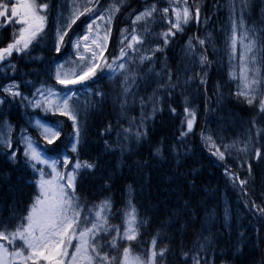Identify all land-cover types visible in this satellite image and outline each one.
I'll list each match as a JSON object with an SVG mask.
<instances>
[{
	"label": "snow or ice",
	"instance_id": "snow-or-ice-1",
	"mask_svg": "<svg viewBox=\"0 0 264 264\" xmlns=\"http://www.w3.org/2000/svg\"><path fill=\"white\" fill-rule=\"evenodd\" d=\"M161 2H146L142 10L136 11L130 8L128 0H64L63 4H54L52 0H0V29L10 31V36L5 37L0 46V71L9 80L0 84V159L13 171L29 175L33 188L27 201L22 197L13 199L6 205L9 215L0 216V264H168L173 252L164 242L167 233L173 228L180 231L192 227L183 217L193 213L186 207L175 206L174 211L169 210L167 219L159 222L150 242L141 250L142 231L152 227V221L147 216L141 217L129 194V200L120 212L121 223H112L114 206L107 195L112 191L111 176L99 177L101 192L94 200L82 195L85 184L90 179H97L96 172L100 168L99 160L83 159L81 152L87 117L108 98L102 89L93 88L104 76L115 79L118 88L115 102L125 115L137 102L141 84L157 85L150 96L139 97V122L128 117L129 127L123 128L122 136L117 133L121 151L125 148L123 141L139 143L148 138L146 121L164 111L165 96L170 98L177 88L181 89L185 100L183 123L187 130H181V142L193 131L197 116L188 104L185 90L198 79L199 85L205 86L204 91H207V71L212 64L208 47L212 39L211 36L189 37L182 49L185 62L180 71L174 72L167 63L166 50L189 24L199 26L210 17L202 21V10L196 0L191 3L190 0H166L164 6L158 7ZM227 7L231 28L224 39L223 50L230 66L233 61L237 62L238 72H229L230 79L236 81L233 95L253 110L249 124L256 129V134L255 137L248 136L244 147H238L237 141L217 146L211 135L202 134V139L211 155L225 162L224 174L233 187H238L243 207L253 210L264 224V200L260 204L252 199L245 200L250 196L249 181L241 178L226 162V157L232 156L241 168L247 164L245 171L252 176L250 159L244 158L249 152V144H253L251 158L264 160V152L254 146V141L264 139V126H258L259 121L264 120V21L261 25L249 26L247 12L254 7L253 0H241L238 18L234 0H229ZM53 12L56 19L52 51L59 56L62 48L70 45L74 57L63 63L50 61L48 69L42 73L45 79L38 82L19 81L15 75L8 77V72H17V66L12 62L14 54L20 59H42L32 57L31 53L48 36L46 29ZM124 15L129 19V27L119 29V40L114 45L118 51L106 56L113 25L118 16ZM158 22L167 27L157 32L152 26ZM74 26L83 27V32L77 34ZM157 53L165 55L163 62ZM25 87H28L27 94L22 90ZM216 91L220 93L219 85ZM14 104L25 110L27 126L17 128L6 117L3 110ZM149 107L150 112L146 111ZM168 107L176 113L170 103ZM40 113L44 117L51 115L63 119L48 121ZM66 124L70 128L67 135ZM111 130L112 125L108 123L101 135ZM17 134L19 139H16ZM104 143L106 149L109 148L108 141ZM170 151L179 156L178 148L173 147ZM153 155L162 157L163 147H155ZM192 186L195 187L194 180ZM128 187L131 189V185ZM21 204L24 205L22 208ZM209 220H212L211 214ZM228 220L226 211V225ZM198 235L200 238L192 248L187 251L180 248V264H189V261L191 264H209L207 253L218 247L215 235L203 225ZM244 236L241 231L240 243L232 246L237 264L246 246ZM260 244H264V240L257 247ZM222 264H228V261H222Z\"/></svg>",
	"mask_w": 264,
	"mask_h": 264
},
{
	"label": "trees",
	"instance_id": "trees-1",
	"mask_svg": "<svg viewBox=\"0 0 264 264\" xmlns=\"http://www.w3.org/2000/svg\"><path fill=\"white\" fill-rule=\"evenodd\" d=\"M150 1L154 0H147V2ZM210 2L211 0H208L203 5L201 4V10L204 5L207 6ZM142 4L140 0L129 2L130 8L136 11L143 6ZM253 4L254 7L249 10V19H254L258 1L253 0ZM207 14L210 19L206 28L202 32L199 30L191 31L194 37L205 38L211 36L212 39V44L208 47V55L212 64L207 71V91H204L205 86L199 85L198 79L189 84L185 90V95L188 96V104L196 111L197 116L193 131L183 138L182 143L180 132L182 129L187 130L186 124L183 123L185 120L183 112L185 100L184 95L181 94V89L177 88L170 98L165 96L164 111L156 113L155 119L146 121L149 132L148 138L139 143L123 141L125 148L121 151V147L117 143V133H120L119 129L129 127V120L126 119L117 126L115 125L116 113L112 105V99L103 79H100L103 85L102 90L108 98L100 108L89 113L86 121V132L82 138L81 152L83 159L99 160L100 168L96 172L97 179H90L85 184V191L82 195L87 196L89 200H94L95 197L100 196L101 192L99 177L111 176L112 191L107 195L110 196L114 206L112 223L120 224L119 216L123 205L124 189L131 185L133 204L136 205L137 211L141 217L147 216L152 221V227L142 231L141 250L150 242L159 222L162 219H167L170 209L174 211L175 206L186 207V210L193 213V215L185 216L183 220L190 222L192 227L180 231L173 228L171 232L167 233L164 242L170 245L173 252L168 258V264H180L182 259L180 248L182 247L187 251L193 247L195 241L200 238L198 233L201 225L215 235L216 244L218 245L215 251L207 253L209 264H213V262L214 264H222V261L225 260L228 261V264H237L232 253V246L240 243L239 233L241 231L245 233L243 240L246 246L243 247L238 264H262V261H264V244H260L259 247H257V244L264 240V224L253 214V210L243 207L244 201L241 199L242 194L238 187H233L229 177L224 174L225 162H221L215 156H212L206 142L202 139V134L206 136L214 133L215 129L218 130L221 127L222 122L225 129V120L228 119L234 120V122L240 121L242 124L245 123L240 129L235 130L245 132L246 128L244 126L249 123L253 116V110L233 95V86L228 82L219 65L222 42L221 11H218L215 17L212 16L210 11H207ZM120 18L118 16L117 21ZM114 28H116V25ZM162 30L160 29V31ZM190 30H193V28H190ZM113 33H116V31H113ZM186 34L187 30L182 35H178L175 42L171 43L166 50L167 63L174 72L180 71L183 67V60L177 53V47ZM7 36H10V31L0 34V46L3 45ZM37 46L32 51L31 56L42 59H30L28 57L20 59L14 54L13 60L16 63L17 72L12 73V76L15 75L17 80L37 82L39 78L44 76L42 73L47 70L44 58L48 53ZM110 47L111 49L114 47V36L110 40ZM108 53L110 54L109 51ZM160 56V61L163 62L165 55L160 54ZM63 58L64 56L60 59ZM159 70L160 65L158 64L157 71ZM197 71H199L198 68ZM38 73L41 74L38 75ZM218 85L220 93L216 91ZM156 86V83L143 84L138 91L137 102L131 106L136 110V113L129 116L135 118L137 123L141 117L139 97L147 98ZM28 87L22 90L27 92ZM169 103L176 108L175 114L169 110ZM146 111L150 112V107ZM18 123L19 121L16 122L15 126H18ZM108 123H111L112 130L102 136L101 132ZM258 126H264V120H260ZM226 130L233 129L227 128L225 132ZM253 130L255 137L256 129L253 128ZM134 131L135 128H133ZM122 134L121 131V136ZM222 136L226 137L224 133H222ZM105 140L109 144L107 149L104 143ZM224 141L226 144L230 142L227 138ZM255 142L256 147L261 148L264 152V139ZM158 146L163 147L162 157L153 155L155 147ZM173 147L178 148L179 156L176 152L170 151ZM67 154L72 155L71 152ZM251 164L252 176H248L245 171L247 165L241 168L240 165L233 164V167L241 178H247L249 181L247 190L250 192V196L244 199H252L260 204L264 200V160L257 161L255 159ZM30 180L29 175L22 174L19 170L13 171L5 164L4 160L0 159V216L6 217L9 215L6 205L11 204L13 199L22 197L23 201L28 200L33 191L29 183ZM193 180L195 181V187L192 186ZM223 193L226 194L233 212V221L228 233L223 228L220 217V197ZM23 206V204L20 205L21 208ZM244 213L248 222L245 227H249L250 230L243 228L240 231L239 227L245 224L243 220ZM210 214L212 220H209ZM135 243L133 242V244Z\"/></svg>",
	"mask_w": 264,
	"mask_h": 264
},
{
	"label": "rangeland",
	"instance_id": "rangeland-1",
	"mask_svg": "<svg viewBox=\"0 0 264 264\" xmlns=\"http://www.w3.org/2000/svg\"><path fill=\"white\" fill-rule=\"evenodd\" d=\"M223 1H224L223 2L224 9L222 10L223 23L220 24V25H221V30L224 29V32L222 33V46H221V50H220V54H219V65L221 66L223 72L225 73L226 78L228 79V82L232 84V86H233V92H235L236 91V81H233V80L230 79L229 72L230 71H236V72H238V68L236 67V63L237 62L236 61H233L232 62V65L230 66L229 58H228L227 55H225L224 50H223L224 39H225L226 35L230 32V28H231V24H230V20H229V10H228V7H227V5L229 3V0H223ZM52 2L54 4H63L64 3V0H52ZM234 2H235V5H236V17L238 18L239 15H240V10H241V0H234ZM164 4H166V0H163L162 6H164ZM262 5H264V1H263V4ZM162 6H158V7H162ZM263 17H264V9H263ZM55 19H56V13L53 12L52 15L50 16V19H49L48 28L46 29V31L48 32V36H46L45 39H44V41L42 43H40L41 45L48 44L49 41L55 39V26H54ZM201 19H202V21L204 20V16L203 15H201ZM121 20L124 21V27L123 28L129 27V19H128L127 15H124V17H121ZM157 24H160V23L158 22ZM157 24L153 25L152 27L155 28V30L157 32H159L160 30H159ZM193 24H195V23H193ZM161 25L163 27H167L166 24H161ZM189 26H190V24L187 27H189ZM199 26L201 28H203L205 26V23H202ZM249 26H251V25L249 24ZM83 30H84L83 27H81L79 33L83 32ZM119 36H120V34H119ZM187 42H184L180 46V48H179L180 49L179 50L180 55H182L184 62H185V58H184V53L182 52V49L186 46ZM73 57H74V53H73V50H72V48L70 46V55L69 56L66 55L65 60H70ZM159 57H161V56L159 55ZM65 60H63V61H61L59 63H63ZM180 64H181V62H180ZM183 78L184 77L181 76V80H183ZM104 79L106 80L107 85H108V93H109L110 97L112 98V105H113L114 110H115V113H116V116H115V119H114V121H115L114 123L117 126L120 123V121H124V120L128 119V117L130 116V114L135 115L136 110L133 109V107H131V108H129V111H128L127 115H125L124 113H122L120 111V109H119L118 104L115 102L116 101V94L118 92V88H117L115 79L110 80V79L107 78V76H104ZM141 86H142V84H141ZM96 87H99V89H101L99 83H98V85H93V88L94 89ZM88 95L90 96L91 94L89 93ZM83 100H84V97L81 96V101L83 102ZM20 109H21L22 116L24 117V120L27 123L28 116L25 114V110L23 108L20 107ZM214 113L216 114V112H214ZM31 115L36 116L37 114L36 113H31ZM39 115L41 117H44L42 113H40ZM49 116H51V115H49ZM49 116H46V117H49ZM244 124L240 123V121L234 122V120L228 119L227 121L225 120V126H226L225 129L228 128V129H233V130H226V132H225L224 125H223V122H222V125H221V127L218 130L215 129V132L214 133L208 134V135H211L213 137V139L217 143V146H221L222 144H226L224 140H225V138H227L228 140H230V142H228V144L233 143V141H237V142H239L238 143V147H244V142L247 140L248 136L249 135L253 136V133H254L253 129H251V133H249V131H248L249 128H250V124L249 123H247L246 126H244V128H246L245 132L244 131H235V130L240 129ZM119 130H120V133H121V131L123 130V128H121ZM69 132H70V128H68L67 134ZM222 133H224V135L226 137L222 136ZM18 139H19V136H18ZM248 148H249V152L247 154V157H244V158H248V159H250V162H252V161H254V159L251 158L253 156V151H252L253 144H249L248 145ZM233 151L235 152V150H233ZM241 156L243 157L244 154H241ZM226 162L228 163V165H230L232 167H233V164H238L237 161L232 156L226 157ZM245 165H247V164H245ZM131 189H132V187H131ZM124 190H126V194H125V200H124L123 206H125V203L128 202V200H129V194L131 195V191H130L129 187H126ZM221 200H222L223 218L225 216V212L226 211L228 212V216H229V220H228V224L227 225L225 224V221L221 223L222 226L225 228V227H229L228 225H230V222L233 221V212H232V209L230 207L231 206L230 205V202H229V200H228V198H227V196L225 194H223ZM131 202H132V198H131ZM239 208L242 209L240 206H239ZM242 211H243V209H242ZM243 217H244L243 220H244L245 224L243 226L239 227L240 231H241V229L246 228L245 225L248 224L247 217H246L245 213H244ZM120 222H121V219H120ZM246 230H250L249 227H247ZM248 235H251V234H248ZM190 264H191V262H190Z\"/></svg>",
	"mask_w": 264,
	"mask_h": 264
},
{
	"label": "bare ground",
	"instance_id": "bare-ground-1",
	"mask_svg": "<svg viewBox=\"0 0 264 264\" xmlns=\"http://www.w3.org/2000/svg\"><path fill=\"white\" fill-rule=\"evenodd\" d=\"M223 194H225V193H223ZM223 194L221 195V197H220V200H221V198H222V196H223ZM226 195V194H225ZM201 202V201H200ZM198 203V202H197ZM231 207V206H230ZM232 209V208H231ZM220 217H221V223L222 222H224V218H223V212H222V200H221V209H220ZM231 224H232V222H230V226L229 227H223L224 229H225V231L228 233L229 232V230H230V227H231Z\"/></svg>",
	"mask_w": 264,
	"mask_h": 264
}]
</instances>
